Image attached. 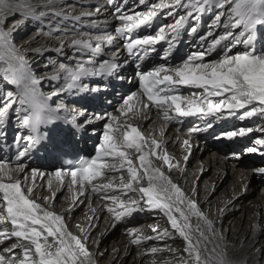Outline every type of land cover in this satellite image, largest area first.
Instances as JSON below:
<instances>
[{
	"label": "snow or ice",
	"instance_id": "snow-or-ice-1",
	"mask_svg": "<svg viewBox=\"0 0 264 264\" xmlns=\"http://www.w3.org/2000/svg\"><path fill=\"white\" fill-rule=\"evenodd\" d=\"M140 4H146V0H139ZM214 5L218 11L209 28H220V34L209 31L199 37L202 43L207 42V47L194 52L187 59L175 67L160 65L151 71L138 73L139 83L143 91L133 92L123 100L118 115L96 114L95 120L108 122L103 126V136L95 155L89 159H81L75 166L67 170L57 169L54 177L63 184L66 176L70 177L69 191L73 186L78 187V195L85 194L89 187L94 193L104 192V199L116 204L122 211H116L109 207L117 217L129 215L137 210L139 201L125 202L115 194H108L105 190L120 189L121 191L139 192L141 199H146V204L153 209H161L171 223V227L178 232L185 246L182 250L171 248L151 247L143 254L155 255L158 252H182L178 260L165 261L163 264H231L220 243H214L211 249L208 244L219 241L215 232L214 222L209 219L194 200L187 197L181 188L172 182L162 170V165L168 168L179 167L173 164L174 157L163 147L164 141L158 140L152 135H145L137 121L147 118L145 110L153 107L162 114L165 122L174 119L171 113L179 117L194 115H207L227 108L230 114L236 110H243L240 119L253 116H264V48L257 50L254 47L258 29L264 27V0H189L183 4L182 0H172L171 3L159 0L152 3L146 12L136 13L135 18L129 15H119L121 21L116 28L117 33L130 31L135 25L151 22L156 17L158 10L184 7L185 15H180L173 24L160 27L156 35H145L143 38L132 40L126 45L127 51L132 53L143 46H151L165 38L168 32L177 33L184 27L189 18H194V13L207 11ZM27 11L20 12L22 20L11 27H5L0 20V62L5 66L0 67V76L3 81L16 86L17 91L3 93V103L0 104V125L5 123L9 111L14 109L21 118V127L28 129L30 135L17 137L24 139L28 146L18 152L16 160L24 158L29 149L42 144L45 140L51 143L55 150L58 147L59 133L54 125L58 121L57 113L63 107L58 105L52 108L48 100L52 96H58V91L49 95H43L37 89L41 80L34 77L26 55L16 47L14 32L17 26L29 19L39 20L46 15L26 5ZM190 9V10H189ZM11 9H4V18ZM121 9H116L120 13ZM171 14V13H170ZM135 21V25L133 23ZM235 30V31H234ZM191 33H196L198 28L192 26ZM111 41L112 37H106ZM245 45L244 50H239L238 45ZM71 47L79 51L91 50L97 53L101 50V42L98 40L93 45L90 39L83 37L72 39ZM61 48L64 44L61 43ZM220 49V52L217 50ZM233 49L236 51L233 53ZM34 51L39 52L40 49ZM217 53L218 59L205 61V57H211ZM91 60L81 62L75 66L61 64L52 79H59L61 74L67 82V89H79L82 87L83 78L89 75H112L119 67L110 60H104L97 69ZM178 86H191L202 89L203 93L197 96H183ZM98 91L99 89H93ZM213 97H220L214 102ZM19 105V106H17ZM74 119L71 121L76 127L75 116L80 115L72 110ZM90 122V121H89ZM48 125V132H41L40 125ZM212 125L209 124L208 127ZM200 129L191 128L190 132ZM251 128H241L238 131H229L223 135L228 139L251 133ZM264 131V129H262ZM185 146L189 141H183ZM264 147V138L256 139L254 146L244 149L247 153H257ZM236 158H238L237 154ZM264 155V152H261ZM153 158L161 162V166L154 163ZM185 155L184 160L187 161ZM138 161V164L136 163ZM126 171L127 177L124 172ZM254 173L264 175V167L255 168ZM106 172H119V181L113 176L106 182ZM47 175L33 168L30 175L26 172L24 163L12 166L7 161L0 160V241H11L9 247L3 248L0 253V264H94L91 254L86 247L84 239L72 234L67 229L64 217L52 210L47 203L52 197L38 196L35 192V180L37 176ZM31 180V186L25 187ZM146 180V186L143 183ZM53 180H48L51 189ZM55 193H53L54 197ZM43 201V203L41 202ZM185 204L187 210H185ZM179 215H176V214ZM190 214L195 215L199 222L195 227L191 224ZM153 232H158L156 227ZM130 235L134 238L131 243L140 245L145 240H161L168 235L167 230L158 233L155 237H143L137 229H131ZM51 238V239H50ZM19 250L20 254H17ZM152 264H157L153 261Z\"/></svg>",
	"mask_w": 264,
	"mask_h": 264
},
{
	"label": "bare ground",
	"instance_id": "bare-ground-1",
	"mask_svg": "<svg viewBox=\"0 0 264 264\" xmlns=\"http://www.w3.org/2000/svg\"><path fill=\"white\" fill-rule=\"evenodd\" d=\"M127 1L128 0H20L19 2L11 3L7 0H0V20L4 21L6 28L16 24V21H12L6 26L11 18L17 15L19 16L20 12L27 11L26 5L38 8V11L46 13L44 17L39 19L45 24L44 26H40L39 30L33 31L19 39L22 29H16L14 32V43L16 47L26 55V59L34 77H44L40 84L36 86L40 93L43 95L50 94L48 91H41L43 88L41 84L46 81H48L46 84L50 83L51 86L55 88L54 92L64 89V91L59 92L58 96H52L48 100V105L50 102H54L56 106L62 105L63 107L58 111L60 117L65 116L63 114L67 110L69 111V107L73 108L74 106L76 111L83 115L82 117L87 122L90 121L96 125H98L97 122L99 124L101 123V125H99L101 126L100 140L103 136V124L108 122V120L107 116L104 120H95L94 116L96 114L118 115L119 109L123 105L124 98L133 92L139 94L137 87L132 83L135 78L134 73L132 72V77H129V74L126 76V79L132 82L120 81V87L123 93L116 108H111V105L106 104L105 109L107 110L104 111H99L98 107L103 106L106 102H113L111 100H116L113 95L110 99L109 94L107 97L104 96L105 101L101 96L94 97L96 101L90 100V96L85 100L88 106L73 105L75 102L72 100L80 99L81 96L73 99L68 97L73 96L72 94L75 91H72L73 89H67V82L63 74H61L62 83H60V85H56L55 79L51 77L61 64L75 66L78 63L87 62L89 60H91L93 64L88 66L91 67L94 65L98 69L99 65L104 60H110L116 64H120L125 61L126 58L128 59V63H126V66L122 63L121 66L127 67L128 69L131 67L133 68L129 57L122 51V44L124 41L121 40L119 34L116 32V28L121 24L118 16L129 15L135 18L136 13L146 12L152 3H159V0H146V4L143 5L139 3V0H129V4H127ZM165 2L171 3L172 0H165ZM188 2L189 0H182L183 4H187ZM118 7L121 9L120 13L116 12ZM4 9H11V11L7 13H11L9 18H4ZM186 11L184 7L158 10L156 17H154L151 22L135 25V21L133 20L135 26L132 29L136 31L132 33L129 31L127 32H129L131 36H134L135 33H144V35L154 36L157 34L160 27L173 24L180 15H185ZM195 14L200 15L201 13ZM196 15H194V18ZM194 18H189L188 22L191 24V27H199L196 22L193 23ZM22 19L23 17L20 15L19 20ZM76 20L84 21L85 24L89 23L90 25H78L75 27L73 22ZM207 23L208 24L205 25V30H198L196 33H191L190 30L187 31V27H185L182 30V32L185 33V39H191L186 47V53L176 56L170 63L163 65L175 67L182 64L188 56L207 47V42L202 43L200 41L199 37L201 35H206L209 31H212L214 34H220L222 32V27L210 29L209 25L212 24V21ZM137 30L141 31L139 32ZM178 33L180 35L182 34L180 32L174 34L168 32L166 29L165 38L158 42V45L161 46L162 49L157 51L155 56L160 54L161 58L166 57L173 49L174 44L172 43L175 41ZM170 34H174L173 41L169 37H166ZM109 36L112 37L111 41L106 39V37ZM81 37L90 39L93 45L99 40L102 45L101 50L97 53H92L91 50L81 52L77 48L70 46L72 39ZM195 42H197V44L194 47L193 44ZM61 43L64 44L63 48L60 47ZM261 46L262 45L259 44L258 47L255 48L259 50ZM189 48L193 49L188 50ZM237 48L242 51L245 49V45H238ZM35 49H40V51L36 52L34 51ZM183 50H185V48H183ZM47 51L53 52L51 55L47 56L51 60H56L61 56L59 53L54 54L58 51L69 54V57L55 65L49 63L44 65L40 60L45 57L44 54ZM220 51V49L217 50V52ZM235 51L236 49H233V53ZM99 54H101L100 59L98 58ZM218 58V55L215 53L212 57H205L204 62H208L209 59L215 60ZM4 66L5 65L0 62V67ZM98 75L100 77L98 76L99 79L97 82L106 87L110 86V82L117 76L115 74L107 76ZM122 76H125V74H122ZM82 81L89 83L93 82V80L84 79ZM127 82L129 83L127 84ZM93 83L95 84V82ZM11 85L10 83L4 82L2 76H0V96L7 91H17L16 86L13 89ZM179 87V92L183 96H190L192 93H196L197 96H200L203 93L202 89H197L195 87ZM81 88L83 89V86ZM80 93L77 94L80 95ZM0 99V102H2V98ZM62 99L66 101V105L62 103ZM212 99L214 102H218L221 98L213 97ZM92 109H94L95 112L92 111ZM9 112H11L15 120L18 118L14 109ZM145 112H147V118H141L137 121L140 129L145 135H152L158 140H163V147L175 158L173 164H179V167L172 168H168L167 165H162V170L165 172V175L168 176L173 183L177 184L187 197L196 202L200 211L214 222L216 235L222 238L219 241L209 243L208 248L211 249L214 243H220L221 248L226 253L227 259L231 261V264H264V182L261 181L259 184H256L252 178L254 174L253 170L257 166V168L264 167V155H261V152H264V147L258 146L260 150L257 153H248V159L237 158L236 160L234 159L236 157L234 154L238 155L239 150H244L247 146L250 147L251 139L247 136H238L236 140H234V138H232L233 140H224L223 135L226 132L235 131L236 128H238L236 130L238 131L245 125H248L247 127L251 126L250 128L254 130L253 133L256 131L264 133V131H262L264 125H254L259 122L264 123V116L257 115L242 120L240 116L243 110H236L237 115L235 118L218 117V113L216 117L208 120H205V118H198L197 120H192L191 123H184L181 122V117L176 116L175 113H171V115L176 117L177 120L174 121L171 119L165 122L162 114L158 113L154 107L150 111L146 109ZM230 120L232 122H230ZM209 124L213 126L208 127ZM56 125L57 124L54 125L55 129L59 128V126L57 125L56 127ZM41 127L44 132H48L50 126L42 124L40 125V130ZM191 128H198L200 130L197 132H190L189 130ZM4 129V124L0 125V160L7 161L12 166H15L17 163H24L26 165V172L29 175L33 168L47 174L44 176H37L35 180L36 194L38 196L52 197V199L47 202L50 208L55 210L58 214L63 215L68 231L84 239L94 264H123L126 260L125 258L132 252L131 264H152L153 261H156L157 264H163L165 261H172L174 257L180 258L181 255H186L182 252L169 251L158 252L155 255L143 254L146 249L151 247L182 250L185 246L178 232L171 227V223L163 210L160 209L157 219L122 228L119 224L124 221L125 217H130V214L117 217L113 212H110L108 210L109 207L115 208L116 211H122V209L112 201L105 200L103 198L104 192L94 193L89 187L85 194L78 195L77 186H73V190L71 192L69 191L68 185L70 183V177L66 176L63 184L55 179L54 173L58 169V164H56L57 150L53 151L51 148L45 151L48 146L47 143H50L49 141L45 140L42 144L35 145L29 149L31 155H34L38 151H42L43 153L42 160L37 158L34 162L36 167H31L26 164V162L29 161L26 160L25 157L21 158L20 161L11 162L8 158V152L10 151L8 147L10 142H8V140L17 138L18 136H28L30 135V131L23 128L21 133H16L15 131L11 132V136L7 139L6 143L5 134L8 136L10 132H6ZM56 131L58 132V129H56ZM58 133L59 139H61L63 132ZM83 139L84 140L81 141L77 140V142L72 139L71 144L74 148L70 147V149H84L83 142L86 141V138L83 137ZM185 139L189 141V145L187 146L183 144ZM208 140L210 143H208ZM22 144L24 147L25 145L28 146L27 141L24 139H22ZM244 154H247V152L244 151ZM185 155L188 156L187 161L184 160ZM232 156L234 157L232 158ZM251 156H254V159H251ZM153 160L157 166H161L160 161L155 158H153ZM136 163L138 164V161ZM124 175L127 177L126 171ZM259 175L264 177V175ZM113 176L116 177V181L118 182L120 177L119 172H106L105 179L98 182H106L107 179ZM50 178L53 180L51 189L48 187V180ZM142 183L143 186H146V180ZM31 184L32 182L30 180L25 187L31 186ZM105 191L108 194L117 195L125 202L137 200L139 201V205L142 201H146L147 199L146 197L141 199V194L139 192H132L130 190L126 192L120 189ZM53 193H55L54 197ZM246 199V203L240 202ZM0 202H2V200H0ZM41 202L43 203V201ZM184 207L185 210H187L186 204ZM238 209L241 210L239 215L229 218L230 213H234L238 211ZM176 215L179 214L177 213ZM190 221L193 227H195L198 222L201 225L203 224L202 221H198L197 217L192 214H190ZM115 226H119L122 230L112 239L109 256L102 260L100 258L103 251H98L99 240L105 231ZM153 227H156L158 232H153ZM131 229H137L138 234L143 237H149L150 235L156 236L158 233H163L164 230H167L168 235L164 236L161 242L153 239L151 244L145 240L142 241L140 245H136L131 243L134 238L129 234ZM172 236H177L180 243L173 242ZM2 242L3 241H0V243ZM15 242L16 241L11 240L10 244ZM104 245L107 246V244ZM9 246L10 245L6 247ZM0 253H2V251ZM17 254H20L19 250H17Z\"/></svg>",
	"mask_w": 264,
	"mask_h": 264
},
{
	"label": "rangeland",
	"instance_id": "rangeland-1",
	"mask_svg": "<svg viewBox=\"0 0 264 264\" xmlns=\"http://www.w3.org/2000/svg\"><path fill=\"white\" fill-rule=\"evenodd\" d=\"M7 1L12 3V2H19L20 0H7ZM9 16H11V13L7 14V18H9ZM19 17H20V15L19 16L17 15V16H14L13 18H11L7 22L6 26H8L9 23L12 22V21H16V22L19 21ZM73 24H74L75 27L78 26V25H90L89 23L85 24V22L81 21V20H76V21L73 22ZM44 25L45 24L42 21L35 20V19H29L26 22L18 25L17 26V30L22 29V33L19 36V39L24 37V36H26L27 34L33 32V31L39 30L40 26H44ZM196 44H197V42H195L193 44V46L195 47ZM263 45L261 46V49L264 47ZM193 48H189L188 50H191ZM52 53H53L52 51H47L44 54L45 57L42 58L40 60V62H42L44 65H47L48 63L51 64V65H55V64L59 63L60 61H63L67 57H69V54L64 53L63 51H58V52H55L54 54L59 53V54H61V56L58 59H56V60H51L47 56L51 55ZM213 54L215 55V53H213ZM100 55L101 54H99V57H98L99 59H100ZM212 55H211V57H212ZM97 60H95V61H97ZM122 63L126 66V63H128V59L125 58V61L121 62L120 64H117V65H119V67L115 70L114 74L117 75L118 77L116 76V77L113 78V80L110 82V84H111L110 86L106 87L105 85H100L97 82V80L100 77L98 74L89 75V76L83 78L84 80H93V82H95V84L93 82L89 83V82H86V81H82L81 84H82L84 90L82 88L73 89L72 91H75V92L72 94L73 96H68L69 98L73 99V98H76L78 96L79 97L81 96L80 99H73L72 100L73 102H75V103H73V105L77 104V105L88 106L87 101H85V100H87L88 97H90V96H91L90 100L96 101L94 97L101 96L103 98V100L105 101L104 96L107 97L108 94H109V99L113 95V97H115L116 100L114 99V100H111L113 102H106L103 106H99L98 110L99 111L107 110V109H105L106 108L105 107L106 104L107 105H111V108H116L117 104L120 102L119 99H120V97H121V95L123 93L121 91L120 81H125V82L128 81L126 79V76H128L127 74H129V77H132L131 68L128 69L127 67H124V66L121 67ZM122 74H125V76H122ZM35 78L40 79L38 77H35ZM55 81H56V85H60V83H62V77H60L59 79H55ZM46 82H48V81H46ZM46 82L41 84L43 86L41 91L42 90H43V92H47L48 91L50 93L54 92L55 88H53V86H51L50 83L46 84ZM128 83L129 82H127V84ZM11 87L14 89L15 85H11ZM97 88L99 89L98 91H94L93 90V89H97ZM77 93H80V95H78ZM66 100H67V98H66ZM61 101H62L63 104L66 105V101L64 99H62ZM2 103H3V101L0 102V104H2ZM93 105H95V104H93ZM49 106L52 107V108H56L57 107L54 102H50ZM95 107H97V106H95ZM73 109L76 110L74 108V106H73V108L69 107V111L67 110L64 114L62 112H59L60 114L62 113L65 116H61L60 117L59 114L57 113L58 121H57L56 124L59 126V128H56V129H58V132H63V135L61 136V139L58 140V143H60V144H64V143L68 144L69 143V145L71 147H73V145L71 144V140L72 139L76 140V142H77V140L78 141L84 140L83 139V137H84V138H86V141L83 142L84 143V149L82 148L83 151L85 152L86 148H89L90 150H92L94 148V143H92V142H96L95 144H97V145H99V143H100V139L99 138H100L101 126H99V125H101V123L99 124L97 122L98 125H96V124H93L92 122H87L82 117L83 115L80 114V115L75 116V120H76L77 124L81 125V127L80 128L76 127L75 125H73L71 123V121H73V119H74V113L72 111ZM92 111L95 112L94 109H92ZM107 120H108V117H107ZM173 120L174 121L177 120L176 117ZM57 125H56V127H57ZM254 125L262 126V125H264V123L259 122L257 124L255 123ZM4 126H5L4 130L6 132H10L8 136L5 134L6 143H7V139H9V137L11 136V132L15 131L16 133H21V131L23 129L21 127V118L18 116V118L15 120V118L12 117L11 112H9V114L7 116V119H6L5 123H4ZM247 126L248 125L242 126V128L247 129V128L251 127V126L250 127H247ZM237 129L238 128H236V130ZM41 132H44L42 127H41ZM253 132H254V130L251 133H248L247 135H245L249 139H251V146H254V142H255L256 139L264 138V133H260V132H257V131L255 133H253ZM90 138L93 139V140H91ZM234 140H236V137H234ZM208 143H210V141ZM47 144H48V146L45 149V151L50 150L52 148L51 143H47ZM247 147H249V146H247ZM52 150L54 151L53 148H52ZM242 150L238 151V158L239 159H248V156H247L248 153L244 154V150L243 151ZM41 155H42V151H38L34 155H31L30 151H29L28 154H27V158H26V160H28L29 162H26V164H28L31 167H36L34 165V162L37 160V158H40V160H42V156ZM233 157L234 156H232V158ZM234 159L237 160L236 157ZM252 178H253L254 183H256V184H259L261 181L264 182V177H262V176H260L259 174H256V173L253 174ZM222 185H221V187H222ZM240 202L241 203H246L247 199L245 201L241 200ZM240 211L241 210L238 209V211H236L234 213H230V217L229 218L238 216ZM159 212H160V209H153V208H151L150 206H148L146 204V201H142L141 204H140V207H138L137 210L133 211L130 214V217H128V216L125 217L124 221H122L119 225L122 228H124V227H129V226L141 224V223H144V222H148V221H151L152 219H157L158 216H159ZM121 230L122 229L119 226H115L114 228L105 231V233L103 234V236L99 240L100 243H99L98 251H100V250L103 251L102 254H101V258L100 259L103 260V259H106L109 256L110 250H111L110 243H111L112 239H114ZM149 237H155V236L150 235ZM172 239H173L172 240L173 242L180 243V241H179L177 236H172ZM161 240H158V241L161 242ZM13 241H15V239H13ZM147 242L151 244L152 240H147ZM104 244H107V246H105ZM8 245H10V241H3L2 243H0V252L3 250V248H5ZM104 246H105V248H104ZM132 256H133V252L131 254H129L128 257L125 258L126 260L124 261L123 264H131ZM178 259H179V257H174V259L172 261H175V260H178Z\"/></svg>",
	"mask_w": 264,
	"mask_h": 264
},
{
	"label": "trees",
	"instance_id": "trees-1",
	"mask_svg": "<svg viewBox=\"0 0 264 264\" xmlns=\"http://www.w3.org/2000/svg\"><path fill=\"white\" fill-rule=\"evenodd\" d=\"M260 132V131H259Z\"/></svg>",
	"mask_w": 264,
	"mask_h": 264
}]
</instances>
